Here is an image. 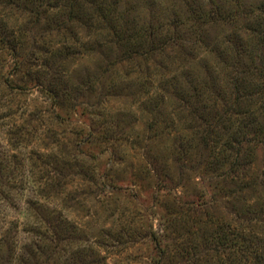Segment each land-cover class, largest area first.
Returning <instances> with one entry per match:
<instances>
[{"label":"rangeland","instance_id":"rangeland-1","mask_svg":"<svg viewBox=\"0 0 264 264\" xmlns=\"http://www.w3.org/2000/svg\"><path fill=\"white\" fill-rule=\"evenodd\" d=\"M4 1L0 264H244L227 259L237 253L221 239L226 225L264 251V134L240 146L245 179L224 175L211 163L227 135L203 143L208 116L191 107L197 76L224 85L230 74L218 56L197 42L179 57L122 64L114 48L73 43L93 41L84 30L44 22L17 44L26 17ZM157 2L188 23L172 1ZM229 29L208 36L224 41Z\"/></svg>","mask_w":264,"mask_h":264},{"label":"trees","instance_id":"trees-1","mask_svg":"<svg viewBox=\"0 0 264 264\" xmlns=\"http://www.w3.org/2000/svg\"><path fill=\"white\" fill-rule=\"evenodd\" d=\"M170 1L168 4L172 8L177 7L180 12L185 10L183 15L188 23L178 20L177 15L169 18L168 10L159 7L157 0H5L1 5L9 10L14 7L26 17L24 26L18 28L17 44H21V35L28 25L36 29L44 22L48 29L57 33L77 28L84 30L93 41L79 44L73 38V43L82 47L91 43L95 48L108 51L114 48L118 51L116 59L122 64L154 57L167 60L168 50L179 57L186 48L199 42L205 52L218 56L224 68L230 70L224 85L218 83V77L207 74L200 80L197 76L193 82L192 111H202L208 116L206 135L201 141L218 144L220 137L227 135L221 148L214 152L211 166L218 169L224 166L227 170L224 175L234 172L242 181L247 172L242 164L245 156L241 155L243 148L240 146L256 142L257 137L264 134V126L259 122L264 120V0L254 3L248 0ZM221 25L231 27L225 40L209 38L208 30ZM182 29L194 35L190 44L180 34ZM66 49L63 45L62 49L47 52L56 54ZM174 83L177 77L163 82L168 86ZM234 138L238 147L230 160L226 154L231 149L226 147L234 143ZM248 184L241 182L240 186ZM221 239L228 248H236L237 255L231 257L230 254L227 259L264 264V251L250 235L234 232L226 225Z\"/></svg>","mask_w":264,"mask_h":264}]
</instances>
